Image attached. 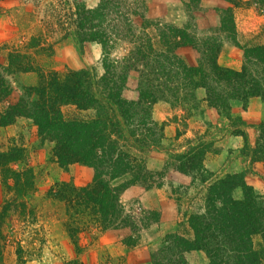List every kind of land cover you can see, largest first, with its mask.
<instances>
[{
  "label": "trees",
  "instance_id": "1",
  "mask_svg": "<svg viewBox=\"0 0 264 264\" xmlns=\"http://www.w3.org/2000/svg\"><path fill=\"white\" fill-rule=\"evenodd\" d=\"M225 1L235 7L239 4L237 0ZM252 1L264 13V0ZM200 3L201 0H190L186 10L198 11ZM146 12L145 0H101L94 9L80 5L78 19L72 22L76 24L73 37L78 44L101 45L104 75L98 77L88 69L62 77L57 73H40L38 87L25 88L19 101L0 112V128L14 125L19 118L31 120L40 138L54 143L53 156L61 169L67 171L78 164L94 170V180L85 188L62 182L49 192L51 198L66 207L65 228L77 249L80 235L92 228L102 231L127 228L132 232L133 242L143 230L160 221L155 211L140 209V214L127 213L121 202L127 187L116 185L118 179L132 174V183L148 186L146 181H152L150 176L155 175L150 174L144 161L134 153L156 148L164 139L165 126L152 118L155 104L166 102L175 109L184 106L192 111L206 104L232 120L230 111L234 101L246 107L252 98L264 100V45H240L233 10L221 12L217 36L206 40L195 18L179 27L150 21ZM136 18L142 21L137 27ZM227 41L244 51L240 70L218 63ZM110 44H127L121 60L111 58ZM182 47H192L198 52L196 66H188L178 56L177 51ZM29 59L11 53L8 65L0 64V104L11 95L7 74L36 71ZM131 72L138 74L137 101H129L123 95ZM69 105L79 110H94L95 118L90 122L67 120L62 108ZM233 134L244 137L246 145L249 144L246 130ZM196 145L176 159L183 174L204 171V160L211 149L203 143ZM23 153L18 147L0 152L2 184L7 193H14L15 199L36 191L32 168L12 169L24 160ZM238 189L242 190L241 199L235 198ZM10 208L11 203L6 201L0 220ZM18 208L23 215L27 214L25 203L20 202ZM189 224L194 240L168 236L161 249L153 254L152 264H189L185 254L191 251L204 252L209 264H264V198L247 185L243 174L228 175L213 183L207 190L204 213L191 216ZM257 235L263 241L260 252L254 246Z\"/></svg>",
  "mask_w": 264,
  "mask_h": 264
},
{
  "label": "rangeland",
  "instance_id": "2",
  "mask_svg": "<svg viewBox=\"0 0 264 264\" xmlns=\"http://www.w3.org/2000/svg\"><path fill=\"white\" fill-rule=\"evenodd\" d=\"M145 1L148 20L182 27L195 18L196 25L205 32L204 38L202 37L205 40L218 33L216 23L221 12L229 9L234 12L236 8L244 6L241 0H237V7L226 2L219 10L216 7L215 16L208 17L204 14L206 9H203L201 3L198 11L191 9L188 12L186 4L190 0ZM100 2L101 0H0V64L7 66L9 54L19 53L29 56L28 62L36 67L35 72L7 74L11 95L4 104H0V112L10 103L19 101L25 88L38 87L40 73H57L62 77L69 72L88 69L98 77L104 75L101 45L94 42L78 44L73 37L76 34V24H72L78 19L76 13L80 5L94 9ZM250 2L249 4H254L252 0ZM134 22L137 27L142 21L136 18ZM255 44L257 42L245 46ZM110 46L111 58L120 60L125 54L124 49L128 48L127 44ZM199 58L200 56L198 60ZM137 82L138 74L131 72L123 92L125 99L138 100ZM203 105L199 110L192 111L184 106L175 109L166 102L155 104L152 118L165 126L164 139L156 148L144 152L134 151L144 161L150 174H155L150 176L152 181H146L148 186L134 184L132 174L116 181L117 186L127 187L121 197L127 213L140 214V209L155 211L159 213L160 221L143 230L133 242L130 240L132 232L127 228L106 231L92 228L80 235L79 249L65 228L68 216L64 203L51 198L49 192L55 184L62 182L85 188L92 184L94 170L78 164L70 166L67 171L61 169L53 156L54 143L42 140L37 127L29 119L19 118L14 125L0 128V152H8L15 147L24 150V160L14 164L12 169L20 171L29 167L36 175L35 193L15 199L14 193L4 190L0 173V214L6 201L11 203L9 212L0 220V231L3 232L2 237L0 236L3 246L0 264H152L153 254L161 249L168 236L179 235L193 241L194 233L189 220L193 215L204 213L208 188L216 181L234 175L224 172L216 174L210 169L209 165L214 161L212 158L221 150L218 147L219 138L228 133L246 130L247 127L236 119L230 120V128L226 129L203 124L197 119L202 113ZM165 110L169 112L165 113ZM62 111L67 120L90 122L95 118L94 110H79L72 105L64 106ZM168 128L171 131L169 133ZM254 134L255 138L249 139L243 153L252 162L260 161L264 165V123L254 129ZM202 143L211 149L207 159L205 157L206 163L204 160V171H196L190 175L181 173L178 170L181 163L176 160L178 156L188 153L195 144ZM247 185L254 189V186ZM254 190L264 198V193ZM242 197V190L238 189L235 198ZM20 202L26 204V215L18 208ZM129 242L132 244H128ZM254 246L259 252L263 250L260 235L255 236ZM200 252L186 253L188 263L192 264L188 255L190 258L195 257L193 259L196 262L198 256L207 258L204 252ZM18 253L23 257L21 263ZM207 262L209 264L208 258Z\"/></svg>",
  "mask_w": 264,
  "mask_h": 264
},
{
  "label": "crops",
  "instance_id": "3",
  "mask_svg": "<svg viewBox=\"0 0 264 264\" xmlns=\"http://www.w3.org/2000/svg\"><path fill=\"white\" fill-rule=\"evenodd\" d=\"M243 5L234 10L235 23L237 30V39L241 46L246 44L264 45V13L260 12L256 5L249 4L251 0H241ZM203 9H206L204 14L208 17L215 16L216 7L218 10L225 4V0H202ZM220 26V18L218 22ZM69 43V42H68ZM178 55L189 66H195L198 62V52L192 47H182L178 49ZM244 59V51L231 42H225L218 57L220 66L234 70H240ZM74 67V66H73ZM159 107V105H156ZM168 106V105H167ZM157 109V108H156ZM162 111V110H161ZM172 112V110L170 109ZM169 112L165 110V113ZM230 116L233 119H240L247 127L246 132L248 138H255L254 129L264 123V100L260 98H252L244 107L240 101H234L231 106ZM203 124H212L218 126V129L230 128V119L220 114L216 109L210 108L206 104L202 107V113L197 118ZM168 133L171 132L167 129ZM253 131V132H252ZM246 145L244 137L233 133H228L224 137H220L218 147L221 150L212 158L210 169L214 173L224 174H244L246 182L254 186V189L259 193H264V165L260 161H251L250 157L243 153ZM208 155H206L207 159ZM229 157V158H228ZM205 159V163H206ZM223 162H225L223 164ZM223 176V174H222ZM254 180V181H252ZM202 253V251L200 252ZM188 260L190 263L207 264V258L204 259L198 256V261H194L195 257Z\"/></svg>",
  "mask_w": 264,
  "mask_h": 264
}]
</instances>
